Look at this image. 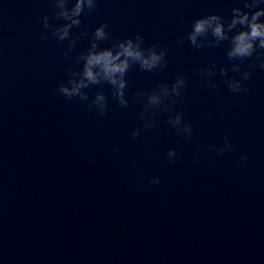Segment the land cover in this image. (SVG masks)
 Segmentation results:
<instances>
[{"label":"clouds","instance_id":"obj_1","mask_svg":"<svg viewBox=\"0 0 264 264\" xmlns=\"http://www.w3.org/2000/svg\"><path fill=\"white\" fill-rule=\"evenodd\" d=\"M260 0H245L244 7L246 9L257 8ZM56 11L57 18L63 19L66 23L53 26L50 25L48 16L43 18V26L45 29H51L53 34L60 40L64 41L70 37L71 29L81 24V15L85 14L86 10H92L96 7V0H75L72 7H68L69 0H52ZM264 16V8H259L251 14L248 11H243L241 8L232 9V18L225 26L223 17L217 14H211L206 17L197 18L192 23V30L188 34V39L196 48L203 47L204 41L198 43V38H206L209 35L214 39L208 40L207 43L211 46H218L222 41L229 40L230 48L227 51L229 60H243L249 58L256 52L257 48L264 49V21L260 18ZM107 25L101 24L95 28L92 33L91 45L88 51L78 57L82 61V67L79 71L69 69V74L72 77L67 83L58 85V91L68 99L79 97L82 101L87 102L89 97L83 89L91 85H99L107 83L113 90L114 97L119 101L120 105L127 106L128 100L125 98V89L127 87L126 74L133 64H138L141 70L151 72L154 69L161 68L166 65L164 57L166 50L157 51L156 47H142L143 37L137 34L135 38H126L116 41L110 48L100 49L98 41H103L108 38L106 32ZM236 30L234 34L229 36V33ZM46 39L47 37H43ZM75 45V40L71 42ZM259 53L257 54L259 58ZM214 67V66H213ZM260 67L264 68V61L260 63ZM232 70L238 72L239 64H234ZM221 74H226V69H220ZM202 74L211 76L213 68L201 70ZM249 73L245 71L243 79H248ZM225 84L233 92H245L240 80H226ZM186 85V80L183 77H177L169 86L167 83H162L152 92L147 94V103L141 118L145 121L144 128L151 129L154 127L153 119L158 114L157 110L163 105V110L168 111V104L164 103L165 99L172 103L176 102V98L182 96L183 88ZM210 87L219 92V88L215 83ZM139 95V94H138ZM95 105L97 111L103 115L107 109V99L102 92L95 94V98L88 105L90 108ZM151 109V114H149ZM178 134H186V139H191V125L183 122L182 113L177 112L167 121ZM133 137L140 135V129H134L131 132ZM209 151L216 150L223 154L226 150H233V145L230 143L228 136L224 137L223 147L217 148L212 145ZM168 159L174 161L176 157L175 149H169L167 153ZM241 161L247 160L246 154H242ZM149 183L159 184L158 177L149 178Z\"/></svg>","mask_w":264,"mask_h":264}]
</instances>
